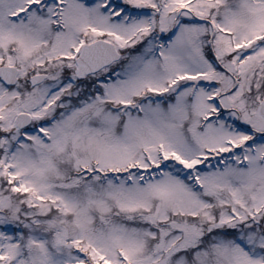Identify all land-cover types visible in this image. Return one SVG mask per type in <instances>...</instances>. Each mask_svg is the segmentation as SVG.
I'll return each mask as SVG.
<instances>
[{
    "label": "snow or ice",
    "instance_id": "6c2138e0",
    "mask_svg": "<svg viewBox=\"0 0 264 264\" xmlns=\"http://www.w3.org/2000/svg\"><path fill=\"white\" fill-rule=\"evenodd\" d=\"M0 264H264V0H0Z\"/></svg>",
    "mask_w": 264,
    "mask_h": 264
}]
</instances>
